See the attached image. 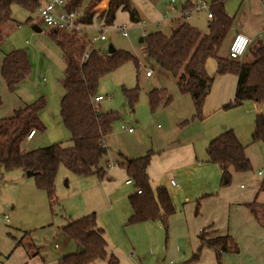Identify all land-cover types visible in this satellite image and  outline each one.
<instances>
[{
    "label": "trees",
    "instance_id": "obj_1",
    "mask_svg": "<svg viewBox=\"0 0 264 264\" xmlns=\"http://www.w3.org/2000/svg\"><path fill=\"white\" fill-rule=\"evenodd\" d=\"M101 1L66 0L64 8L69 11L80 10L82 19L87 24L92 23L93 18L99 15L103 25H111L119 10L127 12L131 22L140 21V14L133 0H109L108 8L98 13L97 6ZM225 2L226 0L212 1L208 33H203L188 21H178L170 34L157 30L144 36L143 42L147 46L148 56L177 79L182 94L192 97L195 108L193 119H203L206 99L217 75L238 76L235 96L223 105L224 109L241 106L246 101L264 105V41L258 40L249 46L245 53L249 57L247 60L231 58L229 52L221 55L234 23V17L226 11ZM16 3L34 13L38 11L40 0H0V42L8 25L14 23L19 26L20 22L12 16V7ZM187 6H193L191 0L186 2L185 8ZM27 21L33 22V18L29 17ZM48 29L50 36L61 49L66 65L62 80L64 94L60 102V114L63 124L71 133V145L54 142L39 148L26 147L27 136L32 130L35 133L46 130V125L40 118L46 102L41 97L0 120V169L35 172L37 186L47 192L51 202H55L56 177L61 165L80 176L96 175L100 179L107 177L109 150L105 138L113 132L120 115L116 111H102L94 98L100 95L98 86L104 76L128 61H133L139 68L140 60L130 51L121 49L101 56L93 47L89 58L83 60V53L91 42L87 33L78 35L63 29ZM209 59L217 61L214 74L207 70ZM30 73L31 63L24 49H14L5 54L1 74L11 92H15ZM125 93L134 105L138 99L139 87L126 88ZM172 99L164 88H154L148 93L149 104L153 110L169 105ZM2 103L0 94V106ZM252 141L261 143L264 148L262 112L256 115ZM245 149L246 146L232 129L210 141L207 147L208 161L220 166L221 187L231 185L233 171L252 170V163ZM151 157L152 152L134 158L122 156L118 162L126 169L137 190H141V193L136 192L130 197L134 208L130 221L160 220L167 230L174 207L165 187L160 186L157 189V196L151 187L148 173ZM261 189L264 190V182ZM199 205L198 203L197 212ZM249 206L256 219L264 224V206L255 203ZM61 230L80 246V250L62 256L58 264H90L98 260L107 261L109 264L119 263L118 258L107 250L105 232L98 227L96 213L70 219ZM199 238L200 246L195 254L196 258L204 247H209L215 251L218 263L222 264L224 253L240 251L239 245L230 235L210 238L202 230Z\"/></svg>",
    "mask_w": 264,
    "mask_h": 264
},
{
    "label": "rangeland",
    "instance_id": "obj_2",
    "mask_svg": "<svg viewBox=\"0 0 264 264\" xmlns=\"http://www.w3.org/2000/svg\"><path fill=\"white\" fill-rule=\"evenodd\" d=\"M150 1L154 2L156 9L162 15L165 14L161 24L148 23L146 26L135 24L130 21L127 12L119 11L115 22L105 33L107 40L95 41L92 45L96 50L102 49L108 52L109 44L112 43L117 49L130 51L140 60L139 68L133 61H128L117 70L104 76L98 86V93L104 97L99 103V108L102 111H116L120 115V118L114 124L113 132L106 139L109 146L107 159L110 166L115 164L120 152L125 151L134 157H136L135 155L148 154L152 142L156 146L163 142L162 134L175 132L176 137H187L190 129L185 131L178 123L183 121H178L180 113H185L189 117L192 115V120H195V130L197 129L198 132L223 118L235 124L253 119L252 115L248 114L249 111L252 113L249 107L252 104L250 102L232 109L220 110L211 115H208L204 107L203 119H193L195 108L192 97L189 94L182 95L177 79L159 67L148 56L146 44L140 41L148 33L157 30L170 34L172 29L178 25V22H174L172 18L177 16L176 12L181 10L186 0H175L173 5L177 9L176 12L169 7L171 0ZM105 5L106 3L103 4V7ZM226 10L234 16V23L221 55L228 54L232 38L237 31L241 29L244 31L243 28L246 26H250L252 29L255 28L257 32L259 28L264 29V2L260 3L258 0H245L244 2L242 0H227ZM140 12L142 19L147 20L144 11L140 9ZM12 16L14 20L20 22L19 26L14 23L8 25L5 36L0 42V94L3 99V106L0 108V120L13 115V107L18 103L17 93L8 89L2 77V56L12 49H24L30 59L31 73L23 82V85L34 96L33 99L26 102L32 103L43 97L46 102L45 110L49 118L57 123L60 128L47 130L46 127L44 132H38L34 139L28 141L27 147L39 148L54 142H62L65 146H69L71 145V133L63 124L60 114V102L64 94L62 84L64 77L63 53L50 36L49 29L39 17L38 11L31 13L16 3L12 7ZM29 17L33 18L35 24L42 27V32H37L32 22L27 21ZM209 20L207 12L203 10L201 13L192 12L188 18H180L179 21H188L203 33H208ZM122 22H127L131 27L128 30V36H121L113 29ZM101 26V22L96 18L93 24L94 28H91L88 32L91 40L94 36L99 35ZM21 36L29 42V45L25 48H18L15 43L21 40ZM259 39L264 41V33L262 36L257 37V40ZM248 58L245 55L242 60ZM147 68L153 69L151 77L146 75ZM44 78H47V80L45 81ZM136 87H139L138 99L132 105L125 89ZM154 88L166 89L168 95L173 97V102L168 106H159L156 110H153L149 104L148 93ZM55 103H57V106H55ZM56 107L58 113L55 114ZM255 118L256 113L254 121ZM123 125L127 128L133 127L136 131L130 133L128 130L123 129ZM139 136H141L140 141L138 140ZM172 136L175 139L174 133ZM138 142H143V144ZM253 144L262 153V144L258 142ZM93 180L96 182L94 175L80 176L61 165L56 177V201L51 202L47 192L37 186L35 176H28L22 170L6 171L0 169V253L7 257L13 252L11 256L13 263L19 264L25 253L22 247L15 249V246L17 240L25 232H28L35 239V242L42 246L47 264H52L63 254L72 252L74 242L71 241L72 243L68 244L65 241L67 235L64 232L62 233L60 228L67 224L70 219H76L96 211L92 208L93 205L98 208L102 206L97 190H92V187H94V184H91ZM5 215L9 216V220L5 219ZM136 224L139 223L128 224L126 231L129 232L128 229L133 228V225ZM168 234H170V228L166 230L163 226L161 231L162 244L159 249V257L157 256L159 264H170L171 260L174 264H181L183 259L173 253L177 246L173 235L172 239L169 240V255L167 256L164 253ZM56 244L58 245L57 252L53 250ZM199 258H196L192 252V257L183 264H196ZM29 264L37 263L36 261H30Z\"/></svg>",
    "mask_w": 264,
    "mask_h": 264
},
{
    "label": "crops",
    "instance_id": "obj_3",
    "mask_svg": "<svg viewBox=\"0 0 264 264\" xmlns=\"http://www.w3.org/2000/svg\"><path fill=\"white\" fill-rule=\"evenodd\" d=\"M41 1L48 2L45 0ZM187 1L188 0L185 1L179 12H176L177 9L174 7L173 11L177 13V16L172 18L174 22L180 20V13L191 9L198 2V0H191L193 6H187L185 8ZM205 1L211 6L213 0ZM242 1L244 2L245 0ZM258 1L260 3L264 2V0ZM133 2L140 14V21L135 22V24L141 25L142 21L146 22L144 26L148 23H162L165 14L162 15V13L156 9L154 3L149 0H133ZM174 2L175 0H171L169 3L171 10L172 6H174ZM105 3L106 5L103 7ZM226 3L227 0L225 2V8ZM108 6L109 0H102L97 6V12L99 13L107 9ZM140 9L144 11L148 18L147 20L142 19ZM203 10L207 12V18H209V11L206 9ZM203 10L200 11L203 12ZM200 11L197 12L201 13ZM165 13L167 14L168 12L166 11ZM227 13L234 17L228 11ZM96 18L101 22V25H103L99 15H96L93 18V22L88 24L89 27L84 33L88 34L89 30L94 28L93 24ZM32 24L37 32L43 31L41 26L34 23V20ZM37 28H41V31H38ZM243 30L244 31L241 29L237 31V33L248 35L252 39L250 45L258 41L257 37L262 36L264 33V29L259 28L257 32L255 28L252 29L250 26L244 27ZM234 37L235 35L233 38ZM15 43L18 48H25L29 45V42L24 40L23 36H21V40ZM5 54L2 56V62ZM62 65L64 71L66 66L64 60ZM216 69L217 61L209 59L207 61L208 72L214 74ZM44 80L46 81L47 78H44ZM25 81L26 80L23 82ZM23 82L15 91L18 95V103L13 107V113L19 106H24L27 100L34 98L23 85ZM237 82L238 76L234 74L216 76L204 106L208 115L219 112L220 110H225L223 105L234 98ZM249 102L252 103L249 106L252 113L249 111L248 114H250V116L252 115L253 119L244 120L241 124H235L223 118L206 129L201 127L202 131L200 130L198 132L197 129L195 130V120H192V115L189 117V115L185 113H180V115H178V121H183L178 123L181 124L183 130L186 131L190 129V131L188 130L189 135L182 138L176 137L177 135H175V132H169L161 135L163 142H160L159 145L156 146L153 142L151 143L150 152H152V157L150 165L148 166L151 187L156 196L157 189L160 186L165 187L170 194L174 207V212L170 215L168 222L170 234H168L169 237L166 241L167 245L164 249L165 255H169V240L172 239L173 235L177 242V246L173 250V253L181 257L183 263L187 262L186 260L192 257V252L195 255L198 251L200 246L199 235L202 230H205L207 236L210 238L230 235L240 247L238 253H224L222 255V264H264V224L256 219L249 206L253 203L264 206V190L261 189L264 180L259 174V170L264 166V148L261 153L257 146H253V143L257 142L251 141L255 129V113L256 115L259 112L264 114V105H258L253 101H246L244 103ZM2 106L3 103L0 108ZM55 106H57V103H55ZM45 108L46 105L40 114V118L46 125L47 130L50 128L60 129L59 125L49 118ZM55 110V114L58 113L57 107ZM129 128L126 127L123 129L128 130L130 133L136 131L134 128L133 131H130ZM231 129L234 130L241 143L246 146L245 150L252 163V170L247 172L233 171L231 185L221 187L220 166L208 161L207 147L212 139ZM37 133L38 132H36L31 139H34ZM173 133L175 139H173ZM108 136L105 138V144L109 150L108 142L106 141ZM31 139H27L25 144L26 147L28 146V141ZM138 140H141V136L138 137ZM138 143L143 144V142ZM122 156L134 158V156H131V154L125 151L120 152L114 165L110 166L109 162L107 177L100 179L94 175L96 177V182L93 180L91 183L94 184L92 190H97L101 198L100 200L102 201L101 207L98 208L96 205L92 207L96 210L94 213H96L98 227L104 229V236L108 243L107 250L110 254L118 258V264H159V258H157V256L159 257L160 254L159 249L162 244L161 231L164 225L160 220H148L143 222L130 221L134 214V208L130 197L136 194L137 188L134 183H127L130 177L126 169L118 164ZM135 156L140 157L143 155ZM172 180L175 181V184L172 183ZM198 203L200 205L199 211L197 212ZM160 211L163 213L162 208ZM130 223L139 224L133 225L134 227L129 228V232H127V226L128 224L130 225ZM60 231L63 233L61 228ZM65 241L68 244L72 243L71 241L74 242L68 235ZM73 245L74 249L70 253L78 252L80 246L75 242ZM18 247H22L25 253L19 264H29L30 261H36L37 264H47V260L43 255L42 246L36 243L35 239L29 233L25 232L23 236L17 240L15 249ZM57 249L58 245L56 244L53 250L57 252ZM12 254L13 252L7 255V257H4L0 253V264H14L11 258ZM66 254L69 253H65L62 256ZM62 256L52 264H58V260ZM199 257L196 264H219L216 253L212 248L204 247ZM90 264L109 263L104 260H98ZM170 264H174L172 260Z\"/></svg>",
    "mask_w": 264,
    "mask_h": 264
},
{
    "label": "built area",
    "instance_id": "obj_4",
    "mask_svg": "<svg viewBox=\"0 0 264 264\" xmlns=\"http://www.w3.org/2000/svg\"><path fill=\"white\" fill-rule=\"evenodd\" d=\"M263 1V0H262ZM66 4V0H52L48 2H44L40 0L38 6L39 16L43 20V23L48 28H56V29H63L78 35H83L85 30L89 27V25L83 21L80 10H72L69 11L64 8ZM206 9L209 11V18L212 17V13L210 11V4L205 0H198L197 4L193 6L189 10H185L184 12L180 13L179 17L181 18H188L192 11H200ZM174 10V6H172V11ZM176 19V18H175ZM145 21L141 22V25H145ZM161 23V22H159ZM110 25H102L99 29L100 33L98 36H94V38L89 43L87 49L83 53L82 59L85 60L89 58L93 42L95 41H104L107 40L106 32L109 29ZM131 27L127 23H122L117 25L113 29L116 30L121 36H128V30ZM252 39L243 33H237L233 38L230 47H229V55L231 58L234 59H242L245 55L246 51L248 50ZM99 55L105 56L106 52L102 49L97 50ZM153 73L152 68H147L146 75L149 77ZM104 97L102 95H97L94 98L96 104H99ZM126 128L125 125L122 126ZM130 131H133V128H129ZM35 135V130H32L27 138L31 139ZM259 174L264 180V166L259 170ZM127 183L131 184L134 183L132 179L127 180ZM172 183L175 184V181L172 180ZM138 193H141V190H137ZM5 219L9 220L8 215H5Z\"/></svg>",
    "mask_w": 264,
    "mask_h": 264
},
{
    "label": "water",
    "instance_id": "obj_5",
    "mask_svg": "<svg viewBox=\"0 0 264 264\" xmlns=\"http://www.w3.org/2000/svg\"><path fill=\"white\" fill-rule=\"evenodd\" d=\"M36 29V28H35ZM37 30L38 31H41V28H37ZM140 41L141 42H143L144 41V37H142L141 39H140ZM117 51V48L112 44V43H110L109 44V47H108V53L109 54H113L114 52H116ZM27 175L28 176H34L35 175V172H33V171H27Z\"/></svg>",
    "mask_w": 264,
    "mask_h": 264
}]
</instances>
